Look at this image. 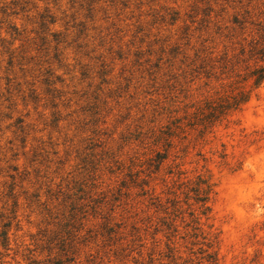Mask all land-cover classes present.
<instances>
[{"label": "rangeland", "instance_id": "obj_1", "mask_svg": "<svg viewBox=\"0 0 264 264\" xmlns=\"http://www.w3.org/2000/svg\"><path fill=\"white\" fill-rule=\"evenodd\" d=\"M245 11L259 20L264 0H0V264L47 259L77 198L88 210L80 235L110 215L117 239L98 254L81 246L68 264H264V81L246 86L236 124L202 157L173 150L156 170L142 140L202 99L195 54L234 49L250 32L233 24ZM131 175L169 203L207 180V214L188 201L202 235L181 238L186 211L171 238L140 186L125 196Z\"/></svg>", "mask_w": 264, "mask_h": 264}, {"label": "trees", "instance_id": "obj_2", "mask_svg": "<svg viewBox=\"0 0 264 264\" xmlns=\"http://www.w3.org/2000/svg\"><path fill=\"white\" fill-rule=\"evenodd\" d=\"M248 14L250 12L245 11L242 19H238L237 14L233 16V24L238 29H245L244 24H247V29H250L245 38L234 43L236 45L234 49H231L230 46V50L226 48L222 54L215 56H212V52L209 54L204 52V56L195 54V61H198V64L194 66V72L205 79L203 86L206 90L202 99L192 103L189 107L191 110L184 111L169 124L144 133L145 138L142 140L145 141V148L149 154H152L148 162L149 165H154L156 170L160 168L173 150L185 156L190 149L200 148L198 156L202 157V148L208 144L211 137L216 138L218 128L223 125L228 127L236 124L232 119L234 113L241 110V107L248 101L250 90L257 89L263 83L264 14L259 20L247 22L244 16ZM231 30L235 32V28L232 27ZM246 86H249L250 90H246ZM90 163L92 162L90 161L88 164ZM130 177L129 182L123 183V187L126 189L125 196H130V190L134 185L140 186L142 195H148L149 204L156 211H162L164 214L160 221L166 227L171 238L178 232L177 218L184 219L183 215L186 211H189L190 220L185 227H190V230L181 238H195L202 235L200 216L195 214L192 204L188 201L193 199L197 203H201L200 214H207L209 208L206 203L212 191V186L207 180L198 178V182L194 186L182 184L183 190L180 193L173 192V199L169 203V201H163L159 196H153L154 189L144 188L149 187V180H143L140 184H136L138 177L135 175ZM190 193H192V197ZM179 194L184 195V205L187 207L185 211L180 206ZM66 207H68L67 215L61 214V220L57 224L58 233L46 240L44 249L49 253L48 258L41 261L29 253L30 256L26 258L27 264H68L74 260L81 246L94 244L97 248L95 252L98 254L104 252V249L116 241L117 232L109 225L110 215L101 217L105 221L101 232L97 230L93 233L91 230H87L84 235H80V231L88 221V210H83L84 205L80 204L79 198L71 200ZM90 208L93 211L98 209L94 205ZM8 241V232H4L2 245L7 246ZM89 260L93 262V258Z\"/></svg>", "mask_w": 264, "mask_h": 264}]
</instances>
